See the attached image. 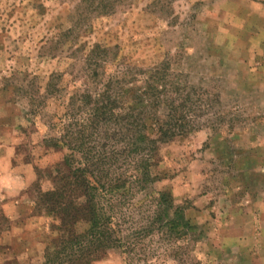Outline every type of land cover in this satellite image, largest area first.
<instances>
[{
	"label": "rangeland",
	"instance_id": "obj_1",
	"mask_svg": "<svg viewBox=\"0 0 264 264\" xmlns=\"http://www.w3.org/2000/svg\"><path fill=\"white\" fill-rule=\"evenodd\" d=\"M96 42L166 58L201 100L196 116H211L156 156L152 196L170 192L195 235L176 260L144 237L131 264H264V0H0V263H43L52 220L34 212V185L50 189L45 171L65 154L43 137L55 104L88 86L82 58ZM54 73L59 101L44 96ZM123 259L113 249L93 264Z\"/></svg>",
	"mask_w": 264,
	"mask_h": 264
},
{
	"label": "trees",
	"instance_id": "obj_2",
	"mask_svg": "<svg viewBox=\"0 0 264 264\" xmlns=\"http://www.w3.org/2000/svg\"><path fill=\"white\" fill-rule=\"evenodd\" d=\"M82 63L88 86L55 104L43 137L47 148L65 154L45 171L50 189L34 185V212L52 220L42 264H93L113 249L131 264L143 255L144 237L168 244L165 252L176 260V244L197 228L170 192L152 196L159 181L156 156L161 144L200 129L211 116H196L194 89L168 72L166 58L138 62L119 44L96 42ZM56 78L52 74L44 85L45 98L54 101ZM134 195L140 207L152 208L149 216L133 208ZM0 223H7L2 214Z\"/></svg>",
	"mask_w": 264,
	"mask_h": 264
}]
</instances>
